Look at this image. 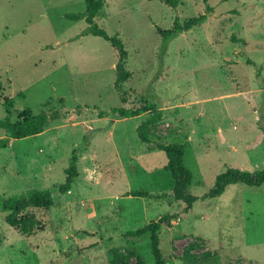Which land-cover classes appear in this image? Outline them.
I'll list each match as a JSON object with an SVG mask.
<instances>
[{
    "label": "rangeland",
    "instance_id": "374dc122",
    "mask_svg": "<svg viewBox=\"0 0 264 264\" xmlns=\"http://www.w3.org/2000/svg\"><path fill=\"white\" fill-rule=\"evenodd\" d=\"M207 1L180 0L177 9L161 0L106 2L96 23L119 34L129 54L123 104L114 88L117 51L99 37L77 40L87 23L65 17L83 13L85 0H0V121L15 122L25 110L59 114L44 133L0 151V264H112L111 254L115 264H156L149 235L125 234L182 214L185 205L128 196H171L174 181L165 153L137 134L150 114L121 119L114 109L153 104L163 112L152 144L186 146L192 196L209 193L227 167L264 169V0ZM204 14L207 21L174 39L162 57L157 27ZM6 136L0 129V140ZM85 136L79 177L62 195L58 187ZM36 190L50 191L54 207H34ZM15 196L26 208L11 215L2 204ZM215 204L220 210L204 217ZM23 216L20 227L8 222ZM160 238L166 264H264V186L232 185L216 200L198 201Z\"/></svg>",
    "mask_w": 264,
    "mask_h": 264
},
{
    "label": "trees",
    "instance_id": "16d2710c",
    "mask_svg": "<svg viewBox=\"0 0 264 264\" xmlns=\"http://www.w3.org/2000/svg\"><path fill=\"white\" fill-rule=\"evenodd\" d=\"M108 0H85L86 10L83 13L67 14L66 19L71 22L85 21L88 28L84 30L80 37L94 36L104 39L109 42L113 49L118 53V61L116 63V80L114 88L120 93L121 101L123 104H127L125 97L124 84L131 79V73L127 70L128 52L125 49L124 43L119 34L111 36L106 30L99 27L96 23V18L102 12L106 6ZM166 6L177 9L180 6V0H161ZM208 1L205 0V3ZM207 12H211V8L207 7ZM207 15H200L196 18H192L185 23H181L179 19H176L174 26L170 30H163L157 27L159 35L163 38L162 57L167 53L169 43L179 37L181 34L187 33L196 27L201 26L207 21ZM163 63V62H162ZM6 102H8L5 99ZM61 103H64V99H61ZM111 113L121 119H131L139 117L145 113L150 114V117L140 124L137 129V134L142 143L149 146V150L159 149L163 151L167 157V165L164 168L165 171L171 173L174 181V189L169 195H154L149 192L132 191L128 196L133 198H149L156 200L169 199L173 203H183L185 208L182 214H165L157 221H152L144 227L138 228L133 231H129L125 234L126 238H140L146 235L150 236L151 250L156 264H166L161 251V232L164 228H169L172 224L182 218V215H188L194 208L195 203L198 201L215 200L221 197L229 186L232 185H246L252 188H260L264 186V169L256 171L254 173H248L241 171L237 168L227 167L215 179L213 188L203 197H196L188 194L193 181V174L184 163L186 155V146L181 144H152L151 141V128L160 123L164 119L163 112L153 104H146L138 109H114ZM10 114V112H9ZM59 114L49 115L45 112L35 115L29 110L20 111L17 114V121L13 122L9 117L4 121H0V129L6 131L7 136L0 140V151L8 148L12 140L25 139L35 137L46 131L50 122L59 118ZM103 115H100L102 118ZM259 130L262 133L264 139V122L260 121ZM90 143V138L85 136L83 145L80 149L75 150L70 158L69 167L66 171V181L63 185L58 187L60 194L65 195L69 193L77 178L79 177L78 162L79 154ZM30 203L39 209L50 210L54 207V200L50 191H33ZM26 208V199L22 196H15L5 200L2 204V210L11 215H18ZM28 219L26 217L11 218L8 220L9 224L13 227H20L26 224ZM95 246H91L94 248ZM89 249V248H87ZM86 249V250H87ZM109 260L112 264H115L120 259L111 254ZM139 264H145L140 259Z\"/></svg>",
    "mask_w": 264,
    "mask_h": 264
},
{
    "label": "crops",
    "instance_id": "0c3cea01",
    "mask_svg": "<svg viewBox=\"0 0 264 264\" xmlns=\"http://www.w3.org/2000/svg\"><path fill=\"white\" fill-rule=\"evenodd\" d=\"M233 168V167H232ZM220 174V173H219ZM218 174V175H219ZM217 177V176H216ZM225 194V193H224ZM223 194V195H224ZM222 195V196H223ZM220 198V197H219ZM216 200V199H215ZM210 209L209 210H207L206 211V214L204 215V217H207V218H209L210 217V215L212 214V210H214L215 212H218L219 210H220V208H219V205L218 204H215V205H213V206H210L209 207ZM193 211V210H192ZM192 211L188 214V216L190 215V214H192ZM219 253V252H218Z\"/></svg>",
    "mask_w": 264,
    "mask_h": 264
}]
</instances>
